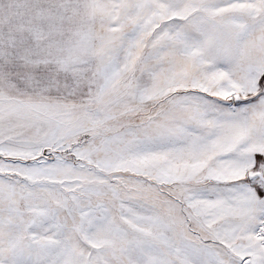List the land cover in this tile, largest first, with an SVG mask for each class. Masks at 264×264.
I'll list each match as a JSON object with an SVG mask.
<instances>
[{"label":"snow or ice","instance_id":"snow-or-ice-1","mask_svg":"<svg viewBox=\"0 0 264 264\" xmlns=\"http://www.w3.org/2000/svg\"><path fill=\"white\" fill-rule=\"evenodd\" d=\"M0 264H264V0H0Z\"/></svg>","mask_w":264,"mask_h":264}]
</instances>
